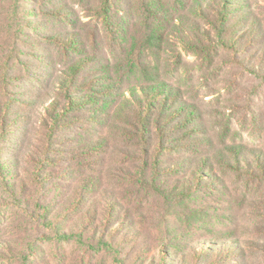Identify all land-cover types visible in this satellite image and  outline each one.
<instances>
[{
	"label": "rangeland",
	"instance_id": "obj_1",
	"mask_svg": "<svg viewBox=\"0 0 264 264\" xmlns=\"http://www.w3.org/2000/svg\"><path fill=\"white\" fill-rule=\"evenodd\" d=\"M161 1L166 13L154 22L163 42L154 51L142 41L148 23L144 0H111L115 28L97 16L103 0H64L70 8L61 18L46 14L44 0H0V126L7 115L5 159L11 178L23 188L22 205L16 206L0 186V264H22L19 259L28 253L37 264H162L163 252L183 264H264V180L218 169L225 181L220 191L207 188L202 197L191 192L184 199L177 197L182 176L163 175L156 188L138 181L145 157L133 128L112 115L117 101L98 123L79 124L49 139L45 109L54 98L65 103L59 83L77 54L65 52L46 33L76 32L79 55L89 61L80 83L106 72L123 91L137 84V67L158 64L183 99L200 108L215 140L225 137L264 153V0H249L243 9L251 14L246 30L258 35L247 40L245 58L206 37L211 45L191 49L177 28L196 22L200 32L209 29L193 10L195 0ZM191 38L197 41L195 33ZM257 56L258 77L250 64L258 63ZM89 142L100 147L96 156L82 147ZM45 175L50 179L43 183ZM92 196L91 214L82 218L76 199ZM39 202L67 208L69 220L57 219L62 229L82 231L86 223L96 235H85L89 244L43 242L42 226L28 210ZM108 202L119 205L114 216L108 215ZM111 235L117 248L99 246L101 237Z\"/></svg>",
	"mask_w": 264,
	"mask_h": 264
},
{
	"label": "trees",
	"instance_id": "obj_2",
	"mask_svg": "<svg viewBox=\"0 0 264 264\" xmlns=\"http://www.w3.org/2000/svg\"><path fill=\"white\" fill-rule=\"evenodd\" d=\"M44 1L48 15L61 18L62 15L69 12L70 6L64 0ZM144 1L143 10L148 22L144 32L145 36L142 39L145 42L144 48L159 51L163 42V32L159 23L154 21L159 19V14L166 13L165 4L161 0ZM247 1L249 0H195L193 10L198 17L208 22L209 29H205L206 33L200 32L196 22L187 24L184 19L181 26L186 24L187 26L177 28L182 41L191 49H206L208 44L211 45L206 43L204 38L206 37L209 39L208 41L221 43L223 47L234 51L236 58H239L240 54L245 58L243 53L248 49L245 44H250L247 40L252 42L256 36L258 37L254 33L255 31L248 32L246 30L247 26L252 25V22L250 25H246L251 19V14L243 10ZM234 9L242 12L234 15ZM95 11L97 16L103 18L108 24L113 23V28L119 26L111 12V0H103ZM148 19L152 21L149 22ZM187 32H190L189 37ZM193 33L197 36L196 42L191 40ZM214 33L216 37L213 35ZM247 34L248 36H246ZM46 35L68 54H77V57L70 60L68 69L64 72L59 83L58 92L63 94L65 103L62 102V99L54 98L49 101L45 109L46 118L44 121H50L46 125L50 130L49 139L52 140L53 137H56L59 131L79 124L81 126L98 123L102 118L101 113L109 107L112 101H117V107L112 115L117 116L118 120H121L126 126L133 128L132 134L137 136L140 142L138 148L145 157L143 165L137 172L138 181L143 180L146 185L150 184L156 188L163 175L182 176V179H178L180 182L177 197L184 199L185 196H191L189 195L191 192L202 197V193L207 188L220 191L225 181L218 174V169L235 172L248 180H264L263 151L249 147L244 143H229L225 137L221 141L215 140L214 136L210 134V129L202 122L203 115L200 108L183 99L180 91L162 76L160 65L144 63L137 67L135 72L137 84L123 91H120L119 83L106 72H103L99 77L96 76L87 82L80 83L81 72L89 64V61L87 57L79 55V37L76 36V32H47ZM188 42L191 45H188ZM257 58H259L258 63L252 61L250 64L251 70L258 77L262 66L260 57L257 56ZM1 120L3 121L0 126V186L12 196L15 203L19 204L16 206H20L22 205L23 188L12 179L13 175L9 168V162L5 159L3 145L10 132L11 120L7 121V115L2 116ZM104 142L106 141L103 139L99 141L101 148ZM82 147L93 156H96V152H98L96 149L100 148L94 142L85 143ZM168 155L172 156L169 162L166 161ZM48 156L49 153L42 160L43 163L49 159ZM38 178L40 179V177ZM49 179L45 175L40 181L45 183ZM159 191H161L160 187ZM161 193L164 194V192ZM83 198L76 199V211L79 216L85 218L91 214L93 196ZM52 204L54 203L52 202ZM117 206L119 205L115 202H108L106 207L108 215L114 216L117 213ZM74 207L72 211H75ZM28 210L34 218H38V222L42 226L43 233L40 239L43 242H56L59 245L70 242L89 244L85 235H96L86 223H84L85 227L82 228V231L62 229L57 219L69 220V217L64 215L67 210L65 207L49 206L39 202L36 205L28 204ZM119 225L121 223L117 228L118 231H121ZM122 232L124 231L122 230ZM123 235L125 239V232ZM223 236V238H229L228 234ZM107 238L101 237L98 241L99 246L117 248L112 243V240H115L114 237L111 235V239ZM220 245L227 244L220 243ZM163 254L162 264L184 263V260L180 261L177 257L172 258L165 252ZM34 257L32 253H28L19 261L22 260V264H37L33 261Z\"/></svg>",
	"mask_w": 264,
	"mask_h": 264
}]
</instances>
